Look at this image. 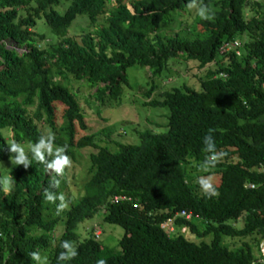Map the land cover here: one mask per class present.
<instances>
[{"label": "trees", "instance_id": "1", "mask_svg": "<svg viewBox=\"0 0 264 264\" xmlns=\"http://www.w3.org/2000/svg\"><path fill=\"white\" fill-rule=\"evenodd\" d=\"M64 1L70 5L61 14L55 7ZM203 2L214 18L198 16L191 23L198 35L188 38L161 32L188 0H0V163L10 159L9 141L31 145L43 128L55 134L57 146H69L72 159L78 150L95 149L84 194L53 219L46 214L56 206L42 196L49 178L44 166L33 161L28 169H11L16 190L0 192V264H33L27 253L48 249L63 218L65 231L48 264H57L62 240L79 253L62 264L255 263L264 240V0ZM79 17L89 20L88 31L72 38ZM240 38V57L219 54L224 42ZM179 57L207 73L200 91L173 89L147 104L169 110L164 132H141L139 144L116 152L99 146L96 134L79 137L88 126L73 81L95 88L94 98L112 106L129 84L130 67L157 76ZM209 129L226 153L211 170L220 177L219 196L212 198L187 170L203 161ZM100 213L125 230L118 253L93 236L78 240L79 224ZM171 219L175 231L168 233L162 225ZM226 238L242 243L231 249Z\"/></svg>", "mask_w": 264, "mask_h": 264}, {"label": "rangeland", "instance_id": "2", "mask_svg": "<svg viewBox=\"0 0 264 264\" xmlns=\"http://www.w3.org/2000/svg\"><path fill=\"white\" fill-rule=\"evenodd\" d=\"M69 5L70 3L68 1H64L60 6L55 7V9L61 14H64ZM180 13L181 16H179ZM170 16L174 18L171 23L162 27L161 32L163 35H178L188 38L198 35V30L195 29L194 24H191L198 17L195 9L185 8L184 10L172 13ZM44 23L45 20H41L38 22V26L40 31L46 34L47 26ZM88 23L89 20L86 17H79L70 27L69 36L79 39L88 31ZM188 24L191 25L188 26ZM47 35V42H49L50 37L49 34ZM244 40V38H240L242 44H244ZM126 73L129 78V84L123 87L121 101L116 103L108 102L113 104L112 106L100 104L94 98L96 89L89 87L86 83L73 81L71 84V89L76 94L82 111L86 116L88 126V130L80 132L79 137L96 134L97 144L101 147H107L112 152H116L118 146L122 144H139V135L141 132H164L168 124L169 110L167 108L150 107L147 104L153 100H161L163 93L173 89L185 90L188 87L200 91L201 78L206 75L207 70H201L197 62L179 57L171 60L166 65L163 73L157 76H153L152 70L142 68L138 65L130 67ZM150 92L151 96H148ZM43 131L44 133L48 132L45 128H43ZM6 137L11 140L12 133H6ZM11 142L9 141V143ZM29 146L27 144L24 145L26 151L29 149ZM94 152L95 149L93 148L76 151L75 157L72 159L73 167L66 171V176L62 180V192L69 199L68 208H70L72 203H76L84 194L85 186L91 177L90 155ZM234 161L236 162L237 160L235 159ZM13 167L15 166L11 164L10 159L1 162L0 175H11V169ZM187 170L194 184H197L196 178L198 176L207 175L195 163L187 166ZM214 176L217 185H219L220 177L218 175ZM63 213L64 211L61 214L63 215ZM46 215L47 217L49 216V219H53L57 216L56 210L51 209ZM65 226L66 218H63L55 231L54 237L56 240L48 249L39 251L42 256H46L49 259L53 248L56 246V241L65 231ZM182 232H186V228L182 229ZM76 233L79 242L93 236L104 247L114 253L121 251L119 244L125 236V230L121 226L105 223L102 213L79 224ZM188 237L191 240H195L191 235H188ZM210 240V238L206 239L208 242ZM241 243L242 240L238 239L226 238L224 240V244L231 249L239 248Z\"/></svg>", "mask_w": 264, "mask_h": 264}, {"label": "clouds", "instance_id": "3", "mask_svg": "<svg viewBox=\"0 0 264 264\" xmlns=\"http://www.w3.org/2000/svg\"><path fill=\"white\" fill-rule=\"evenodd\" d=\"M186 8L195 9L196 14L202 20L214 18L213 10L203 0H188ZM214 133L215 129H209L203 138L202 151L205 155L203 161L199 164V168L209 174L200 175L196 178L200 190L208 198L219 196L216 178L214 174H211V170L215 169L226 155L224 151L217 148ZM55 140V134L48 131L42 133L36 142L31 143L27 151L23 144L15 140L7 144V151L10 153V161L13 166H23L28 169L33 165V161L44 166L49 178L48 186L43 190L42 196L44 200L56 206V214L59 215L68 208L69 199L64 192L56 190L60 188L62 180L66 176V171L73 167V160L68 154L69 146L67 144L57 146ZM16 187L12 175H0V192L4 196L12 194ZM59 246L62 250L58 254L57 264L71 261L79 254L74 243L70 240H62ZM27 255L33 264H48L47 257L42 256L39 251H31ZM96 264H106V261L97 259Z\"/></svg>", "mask_w": 264, "mask_h": 264}, {"label": "built area", "instance_id": "4", "mask_svg": "<svg viewBox=\"0 0 264 264\" xmlns=\"http://www.w3.org/2000/svg\"><path fill=\"white\" fill-rule=\"evenodd\" d=\"M242 46L243 44L240 40L224 42L219 49V54L225 55L233 52L240 57L242 55V51H241ZM251 187L254 188V186ZM115 201L118 202L119 198H115ZM181 216L185 217L188 220L192 218V215L186 212H182ZM162 227L168 233H173L175 231V219L169 220L167 223L162 225ZM254 264H264V240L260 244L259 253Z\"/></svg>", "mask_w": 264, "mask_h": 264}]
</instances>
